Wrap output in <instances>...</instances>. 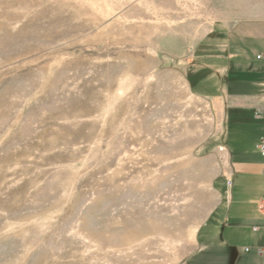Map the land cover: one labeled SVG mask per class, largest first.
Returning a JSON list of instances; mask_svg holds the SVG:
<instances>
[{"label":"rangeland","instance_id":"obj_1","mask_svg":"<svg viewBox=\"0 0 264 264\" xmlns=\"http://www.w3.org/2000/svg\"><path fill=\"white\" fill-rule=\"evenodd\" d=\"M239 1L0 0V264H185L230 181L198 90Z\"/></svg>","mask_w":264,"mask_h":264},{"label":"crops","instance_id":"obj_2","mask_svg":"<svg viewBox=\"0 0 264 264\" xmlns=\"http://www.w3.org/2000/svg\"><path fill=\"white\" fill-rule=\"evenodd\" d=\"M233 5L263 11L217 24L215 52L201 64L215 72L213 80L205 75L198 94L213 104L230 185H217L218 199L200 223L197 247L185 264H264V155L257 147L264 136V0Z\"/></svg>","mask_w":264,"mask_h":264},{"label":"built area","instance_id":"obj_3","mask_svg":"<svg viewBox=\"0 0 264 264\" xmlns=\"http://www.w3.org/2000/svg\"><path fill=\"white\" fill-rule=\"evenodd\" d=\"M257 57H260V55H257ZM257 147H258L261 155H264V136L259 139V141L257 143ZM228 185H230V181L228 182ZM259 207L264 208V197H262V199L260 200ZM256 228L257 227H253L254 230H256ZM247 250H248V248H245V251H247ZM259 253L264 254V249H260Z\"/></svg>","mask_w":264,"mask_h":264}]
</instances>
